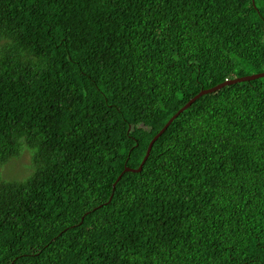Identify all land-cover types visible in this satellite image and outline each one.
Returning a JSON list of instances; mask_svg holds the SVG:
<instances>
[{
    "label": "trees",
    "instance_id": "1",
    "mask_svg": "<svg viewBox=\"0 0 264 264\" xmlns=\"http://www.w3.org/2000/svg\"><path fill=\"white\" fill-rule=\"evenodd\" d=\"M259 72L264 0H0V264H264V77L124 171Z\"/></svg>",
    "mask_w": 264,
    "mask_h": 264
},
{
    "label": "water",
    "instance_id": "2",
    "mask_svg": "<svg viewBox=\"0 0 264 264\" xmlns=\"http://www.w3.org/2000/svg\"><path fill=\"white\" fill-rule=\"evenodd\" d=\"M260 77H264V72H259V73H253L250 75H246V76H241V77H236V78H232V79H226L223 82L219 83L216 86H213L211 88H206V89H202L200 90L196 95H194L184 106H182L174 115L171 116V118L166 122V124L159 130V132L152 138V140L149 142L148 147H147V151L146 154L142 160V162L140 163L139 167L137 169H133L130 167H126L124 171H140L146 161V159L148 158L151 148L154 144V142L158 139V137L160 135H162V133L166 130V128L169 126V124L185 109H187L196 99H198L199 97H201L204 94L207 93H211L213 91H216L218 89H220L221 87H224L226 85L229 84H233L236 82H242V81H248V80H253L256 78H260ZM120 178V176L118 177V179Z\"/></svg>",
    "mask_w": 264,
    "mask_h": 264
},
{
    "label": "rangeland",
    "instance_id": "3",
    "mask_svg": "<svg viewBox=\"0 0 264 264\" xmlns=\"http://www.w3.org/2000/svg\"><path fill=\"white\" fill-rule=\"evenodd\" d=\"M33 172L31 156L25 150L19 157L0 164V183L3 181H23Z\"/></svg>",
    "mask_w": 264,
    "mask_h": 264
}]
</instances>
